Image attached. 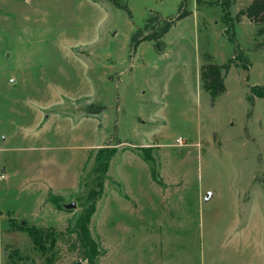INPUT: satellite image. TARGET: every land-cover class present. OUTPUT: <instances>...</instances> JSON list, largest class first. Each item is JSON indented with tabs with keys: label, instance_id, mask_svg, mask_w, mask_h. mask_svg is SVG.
<instances>
[{
	"label": "rangeland",
	"instance_id": "rangeland-1",
	"mask_svg": "<svg viewBox=\"0 0 264 264\" xmlns=\"http://www.w3.org/2000/svg\"><path fill=\"white\" fill-rule=\"evenodd\" d=\"M122 2L0 0V264H264V18L234 23L237 49L218 0Z\"/></svg>",
	"mask_w": 264,
	"mask_h": 264
},
{
	"label": "trees",
	"instance_id": "trees-1",
	"mask_svg": "<svg viewBox=\"0 0 264 264\" xmlns=\"http://www.w3.org/2000/svg\"><path fill=\"white\" fill-rule=\"evenodd\" d=\"M108 2H112L115 7L125 11L128 13V15H131L130 9L128 4L123 3V0H107ZM220 2V7H222V13H223V21L227 25L226 35L229 37V40L232 41L236 46L237 49L239 48L238 43L236 41V35L233 33L231 36L230 30L233 29L234 23L239 22L243 16H247L251 20H262L264 18V0H255L253 4L245 11H239L237 14L236 21H234L231 17L230 10L231 8L237 3V0H218ZM190 17V13L187 11H183L180 9L177 17L174 18L173 21L168 23L163 32L164 34H168L170 29L174 27V24L178 21H181L185 18ZM230 29V30H229ZM157 37H143L142 40L135 41L134 48L137 49V47L143 43V41H151L156 40ZM230 69V65H224L223 67H218L216 71L212 74L207 73V75L202 76V78L205 80V90L206 92H209L213 98L223 94L225 90V77L221 78V71L225 70V72H228ZM209 81V83H208ZM251 95L249 96V102L251 103L252 107L255 105V101L257 98L264 99V87L261 86H255L250 88ZM106 155L104 156V154ZM116 154V148L110 150L109 148H101L95 158L96 160V168L95 172L98 174L101 173V175L107 176V173L110 168V164L112 162V158ZM102 191L100 190V193L97 191L95 194L100 195ZM96 200L91 201V204L88 208H86L84 214L78 219L76 226V234L81 242V245L84 247V256L85 259H88L90 262L94 261V257L97 256L96 250L98 248L97 243L91 238L90 232H89V222L93 215L96 213V207H95ZM19 230L21 232H26L30 239L34 242L36 248L44 249L45 243H44V237L45 232L42 228H37L35 226L28 225L27 223L21 224Z\"/></svg>",
	"mask_w": 264,
	"mask_h": 264
},
{
	"label": "water",
	"instance_id": "water-1",
	"mask_svg": "<svg viewBox=\"0 0 264 264\" xmlns=\"http://www.w3.org/2000/svg\"><path fill=\"white\" fill-rule=\"evenodd\" d=\"M75 207H76V204L75 203H71V204L65 206V208L67 210L74 209ZM77 264H82V263H77Z\"/></svg>",
	"mask_w": 264,
	"mask_h": 264
},
{
	"label": "crops",
	"instance_id": "crops-1",
	"mask_svg": "<svg viewBox=\"0 0 264 264\" xmlns=\"http://www.w3.org/2000/svg\"><path fill=\"white\" fill-rule=\"evenodd\" d=\"M238 1H239V0H237V3H238ZM253 1H254V0H252V2H250V3L248 4V6H249L250 4H252ZM237 3H236L235 5H237ZM235 5H234V6H235ZM248 6H247V7H248ZM87 119H88V118H87ZM92 119H94V118H92ZM5 168H6V167H5ZM5 168L3 167L2 170H4ZM0 182H5V181L0 177ZM7 183H8V182H7ZM2 189H4V187H3Z\"/></svg>",
	"mask_w": 264,
	"mask_h": 264
},
{
	"label": "built area",
	"instance_id": "built-area-1",
	"mask_svg": "<svg viewBox=\"0 0 264 264\" xmlns=\"http://www.w3.org/2000/svg\"><path fill=\"white\" fill-rule=\"evenodd\" d=\"M177 142L181 143L180 140H178ZM4 178V177H3Z\"/></svg>",
	"mask_w": 264,
	"mask_h": 264
}]
</instances>
